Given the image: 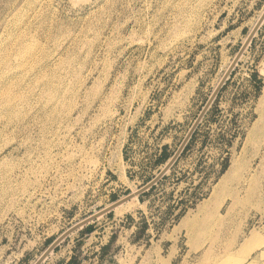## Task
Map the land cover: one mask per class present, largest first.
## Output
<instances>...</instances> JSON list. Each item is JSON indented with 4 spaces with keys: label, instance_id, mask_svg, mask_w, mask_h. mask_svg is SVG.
<instances>
[{
    "label": "rangeland",
    "instance_id": "obj_1",
    "mask_svg": "<svg viewBox=\"0 0 264 264\" xmlns=\"http://www.w3.org/2000/svg\"><path fill=\"white\" fill-rule=\"evenodd\" d=\"M263 10L264 0H0V264H33L154 178ZM220 91L181 153L221 151L218 172L193 187L187 160L175 162L45 264H211L236 244L229 233L264 231V21Z\"/></svg>",
    "mask_w": 264,
    "mask_h": 264
},
{
    "label": "crops",
    "instance_id": "obj_2",
    "mask_svg": "<svg viewBox=\"0 0 264 264\" xmlns=\"http://www.w3.org/2000/svg\"><path fill=\"white\" fill-rule=\"evenodd\" d=\"M228 90V89H225ZM223 95V91H220L219 96ZM202 123L198 125L196 128L193 136V139L196 137H200ZM221 151L219 153L217 152H196V151H190L188 150L185 155L181 154L179 158L177 159L176 163H182L184 161L187 162L186 167H184V172L186 175H193V187L201 186L202 178L206 174L207 170L214 169L218 172L219 164L221 161ZM235 158H238V155L232 156ZM186 159V160H185ZM232 160V159H231ZM167 174V173H166ZM166 176V175H165ZM224 176V175H223ZM220 178L218 182L215 183L214 187L216 189L220 190L222 185L220 184ZM186 185V184H184ZM227 188V187H225ZM228 189V188H227ZM147 192V191H146ZM145 192V193H146ZM212 195V192H210L207 199L203 200L201 204L204 206L208 204V202L211 200L210 196ZM200 204V206H201ZM218 214H221V210L219 209ZM175 236H187L186 230L181 229L178 231ZM231 236L236 237L238 240L236 241V244L229 248H217L212 251V253L216 254V256L213 259H216L215 262H212L211 264H264V231L263 230H249V231H243L238 230V234L236 233H229ZM216 236L218 237H225L228 236V233L226 230L220 231L219 234ZM43 262L48 260V258ZM72 259V256L67 255L66 259L62 262V264H67Z\"/></svg>",
    "mask_w": 264,
    "mask_h": 264
},
{
    "label": "water",
    "instance_id": "obj_3",
    "mask_svg": "<svg viewBox=\"0 0 264 264\" xmlns=\"http://www.w3.org/2000/svg\"><path fill=\"white\" fill-rule=\"evenodd\" d=\"M264 21V11L259 17L258 21L255 23L254 27L251 29L249 32L248 36L246 37L245 41L241 45L240 49L234 56L233 60L231 61L230 65L228 66L227 70L225 71L224 75L218 82L217 86L215 89H213L212 93L210 94L208 100L202 107L201 111L195 118L193 124L190 126L189 130L187 131L186 135L184 136L183 140L181 141L180 145L178 146L177 150L175 153L172 155V157L167 161V163L164 165V167L158 172V174L152 178L148 183H146L144 186L141 188L137 189L133 193H129L127 196H125L122 199H119L115 202H113L110 206L105 207L99 211H97L94 214L89 215L87 218L81 220L80 222L74 224L70 228H68L66 231H64L62 234H60L51 244L43 251V253L38 257V259L33 263V264H42L46 258L67 238L69 237L72 233L82 229L84 226L94 222L97 220L99 217L103 216L104 214L110 213L113 211L116 207L128 202L129 200L133 199L134 197H138L141 194L145 193L149 189H151L158 181H160L166 173L169 171V169L172 167V165L176 162V160L179 158L185 147L187 146L189 140L191 139L192 135L194 134L196 128L202 121L204 115L210 108L211 104L217 97L219 91L225 84V82L228 80L229 76L231 75L232 71L236 67L240 57L242 56L244 50L247 48V46L250 44L252 41L254 35L256 34L257 30L259 29L260 25Z\"/></svg>",
    "mask_w": 264,
    "mask_h": 264
},
{
    "label": "bare ground",
    "instance_id": "obj_4",
    "mask_svg": "<svg viewBox=\"0 0 264 264\" xmlns=\"http://www.w3.org/2000/svg\"><path fill=\"white\" fill-rule=\"evenodd\" d=\"M263 11H264V10H263ZM263 11H262V13H263ZM262 13H261V14H262ZM261 14H260V16H261ZM260 16H259V17H260ZM258 19H259V18H258ZM257 21H258V20H257ZM253 27H254V26H253ZM218 82H219V81H218ZM218 82H217V84H218ZM216 86H217V85H216ZM215 88H216V87H215ZM124 204H125V203H124ZM127 204H129V203H127ZM120 206H121V205H120ZM120 206H118V207H120ZM126 207H127V206H126ZM126 207H125V208H126ZM116 208H117V207H116ZM118 209H119V208H118Z\"/></svg>",
    "mask_w": 264,
    "mask_h": 264
},
{
    "label": "trees",
    "instance_id": "obj_5",
    "mask_svg": "<svg viewBox=\"0 0 264 264\" xmlns=\"http://www.w3.org/2000/svg\"><path fill=\"white\" fill-rule=\"evenodd\" d=\"M68 264H70V262Z\"/></svg>",
    "mask_w": 264,
    "mask_h": 264
}]
</instances>
